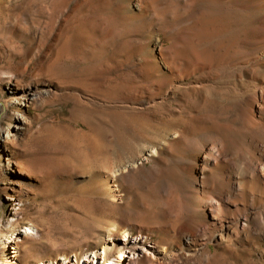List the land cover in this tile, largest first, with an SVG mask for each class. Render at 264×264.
Instances as JSON below:
<instances>
[{
	"label": "rangeland",
	"instance_id": "1",
	"mask_svg": "<svg viewBox=\"0 0 264 264\" xmlns=\"http://www.w3.org/2000/svg\"><path fill=\"white\" fill-rule=\"evenodd\" d=\"M198 1L0 0V264H110L114 239L130 242L127 264L196 259L201 241L179 235L204 222L186 140L212 135V50L239 56L255 28L234 4ZM211 237L215 257L191 264H237Z\"/></svg>",
	"mask_w": 264,
	"mask_h": 264
},
{
	"label": "bare ground",
	"instance_id": "2",
	"mask_svg": "<svg viewBox=\"0 0 264 264\" xmlns=\"http://www.w3.org/2000/svg\"><path fill=\"white\" fill-rule=\"evenodd\" d=\"M224 1L234 4L240 14L245 13L255 28L244 42L246 52H241L239 56H235V53L230 55L229 52L212 50V135L206 137L200 144L196 143L198 141L195 138L186 140L188 149L194 151L195 155L191 162L186 163L183 168L192 179L188 188L191 189L193 197H196L192 202L195 204L194 212L202 215L204 222L188 220L181 226L179 235L184 242H188L189 246L201 241L199 247L202 249H195L192 251L193 253H190V256L196 259L190 260L189 264L194 261L203 263L216 254L213 255L210 252L207 240L205 242L201 240L211 230L210 242H215L218 248H224L227 253L239 255L240 258L242 255V259L239 258L237 264H264V0ZM213 2L209 3L213 4ZM187 4L189 3L187 2ZM201 4L205 3L203 4L201 1ZM218 5L220 3L216 4V6ZM204 6H207V3ZM204 6L201 11L208 10V7L205 9ZM228 8V11L233 10L232 7ZM215 33L216 31L212 27V37L214 35L219 37V34ZM246 36L248 37V33ZM220 38H218V42L223 37L220 36ZM214 41L216 40L214 39ZM219 45L222 46L218 43L217 48ZM225 61H227L226 64ZM224 65H226L225 70ZM232 78L234 79L233 83L231 82ZM203 85L198 83L196 88L204 87ZM171 92L169 91V93ZM230 104L234 108L229 109V106L227 109L229 111L219 109V112L221 110L224 112L215 114L216 108L218 109L222 105L227 107ZM22 119L19 116L16 118L19 122L24 121ZM197 130L195 128L193 134ZM176 133V139L180 138L181 140L187 136L184 132ZM10 136L11 127L5 137L8 139ZM9 165L10 168L11 166L13 168V170L10 169V172L16 174V178L19 179L20 176L25 175L17 161L9 160ZM12 200L14 199L12 198ZM175 201H179V206L182 207L180 198ZM180 212L178 210L177 216L181 215ZM14 214L18 217L20 211ZM16 221L19 222V219ZM31 230L28 228L25 232H19L17 239L25 241ZM2 235L4 233L0 231V236ZM110 236L113 238V233ZM8 239L7 245L13 247L16 242L14 236H9ZM129 246H131L130 242L125 239L121 241L114 239L113 243H106L103 250L104 254L108 255L112 261L117 262L119 261L118 257H121L117 264H127L128 262L124 258L127 256L126 249ZM11 247H9L10 250ZM116 248L120 249L119 253L114 251ZM144 251L148 253L147 249ZM99 258L95 253L94 260ZM11 262L9 260V263ZM64 262V264H71L68 258H64ZM115 262L110 264H115ZM85 263L91 264L87 259Z\"/></svg>",
	"mask_w": 264,
	"mask_h": 264
}]
</instances>
